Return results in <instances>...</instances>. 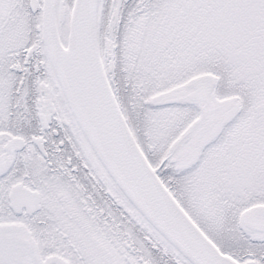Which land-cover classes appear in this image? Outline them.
<instances>
[{"label":"snow or ice","instance_id":"obj_1","mask_svg":"<svg viewBox=\"0 0 264 264\" xmlns=\"http://www.w3.org/2000/svg\"><path fill=\"white\" fill-rule=\"evenodd\" d=\"M0 264H264V0H0Z\"/></svg>","mask_w":264,"mask_h":264}]
</instances>
